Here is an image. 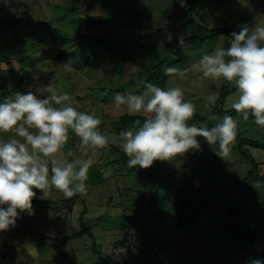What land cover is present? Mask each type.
Segmentation results:
<instances>
[{
    "label": "rangeland",
    "instance_id": "374dc122",
    "mask_svg": "<svg viewBox=\"0 0 264 264\" xmlns=\"http://www.w3.org/2000/svg\"><path fill=\"white\" fill-rule=\"evenodd\" d=\"M188 2L189 0H0V18H7L5 24L0 26V47L12 31L13 27H7L18 10L25 11L22 13L23 19L31 22L51 19L50 29L48 26L43 27V40L35 34L24 38L15 46L8 45L7 54L15 57L28 54V58L21 63L15 59L0 63V101L13 96L17 91H35L36 88L51 84L56 94L68 93L72 98V106L78 111L98 117L101 121L98 131L109 139V143L101 148H80L77 151L82 156H79L69 144L72 138L76 142L80 138L69 130V139L57 156L70 162L86 159L93 161L85 181L84 204L79 199H65L63 193L54 187L50 189L48 198H39L40 190L33 189L37 192V197L32 199L33 214L20 213L14 226L0 231V264H92L100 260L90 249L92 238L86 234L70 240L60 253L45 242L46 236L60 239L79 232L84 206L86 212L82 219L91 224V233L100 246L101 256H111L117 264L186 263L187 255L194 256L187 244L179 241V244L176 242L163 247L167 240H182L185 235L191 245L198 249L202 247L195 243V238L206 236L210 228L203 232L190 230L186 233L182 228H169L164 223L167 221L164 217L146 218V233L152 229L160 233L152 260L148 263L143 254L145 250L141 251L143 253L139 251L138 238L132 235L138 232L134 230L133 233L127 225L118 224L119 220L114 216L120 209L114 208L113 203H107V198L115 196L122 183L112 179L101 181L99 178L101 162L105 158L119 155L116 149L112 150V146L121 149L120 133L138 126L136 122L139 120L123 124L116 122V118L125 114L144 115L129 113L123 106L117 107L113 100L116 93L102 88L134 91L145 88L146 82L161 88L180 86L184 99L195 107L194 115H204L217 103L220 107L221 89L230 82H214L210 78H203L202 74L191 70V66L203 54H210L216 47L227 48L230 35L221 34L215 39L193 38L195 29L183 13ZM67 5H75L77 11L66 12ZM190 6V16L194 22L208 29L227 24L241 28L243 25L253 27L256 22L264 23V0H197ZM90 17L94 20L103 19V24L92 23ZM77 27L89 39L102 35L113 44L119 56L115 57L102 45L93 46L88 43L80 48L76 56L68 60H55L56 49L69 51L79 40L76 36ZM51 34L65 36L66 40L52 41ZM180 38L184 40L182 46L178 43ZM29 40L36 43L35 48L31 47ZM3 50L0 49V54ZM157 64H161L160 72L162 70L161 75L165 76L162 86L158 82L157 70L152 68ZM56 68L58 70L54 71ZM168 68L177 69V72L168 74ZM153 72V77L147 79ZM233 86L222 95L221 106L224 111L234 110L231 105L236 99L237 90ZM48 98L51 100V96ZM226 115H231L238 122L237 135L229 145L227 155L219 156V144L209 145L201 137L198 140L200 151L189 150L169 161L156 160L148 168L135 167L137 171L131 173V181L139 185V188L136 185L134 187L140 189L146 201L151 199L150 192L156 187L160 191L158 195L173 193L172 203L166 200V205H162L163 201L158 202V209L168 210L172 204L176 210H181L177 200H186V197L185 192L177 190H186L187 182L177 179L170 193L163 186L159 187L158 175L168 166L195 175L191 184L204 191L205 194L199 193V198L207 202L206 214L200 216L198 225L213 219L216 222L214 231L223 239L220 245L226 250L228 260L234 264H252L253 260H260L264 254V203L261 204V199L264 200V148L240 143L239 140L251 139L264 143V127L256 125L251 117L244 120L235 111ZM215 116L222 118L224 114ZM217 122L218 120H213V126ZM193 124L197 127H209V120H196ZM117 126L119 130H116ZM13 136L12 132H0V140L6 141ZM251 158L258 164V174L255 171V180H251L250 186L258 193L259 198L252 195L247 182L243 180L248 174L249 178L252 176L248 173L253 169L249 160ZM123 164L128 166L127 160L126 163L115 166ZM138 171L142 173L139 175ZM127 184L131 185L129 180ZM146 205L147 202L144 206ZM99 215L105 218L99 221ZM248 221L255 224L254 230L249 229ZM235 224L243 234L242 237L237 235V241L232 234ZM136 227L139 228V225ZM248 230L253 232L250 238L247 236ZM178 248L181 249L180 252ZM132 255H136L133 260L130 258Z\"/></svg>",
    "mask_w": 264,
    "mask_h": 264
},
{
    "label": "clouds",
    "instance_id": "9594fccd",
    "mask_svg": "<svg viewBox=\"0 0 264 264\" xmlns=\"http://www.w3.org/2000/svg\"><path fill=\"white\" fill-rule=\"evenodd\" d=\"M182 46L184 40L178 39ZM229 46L216 47L203 54L191 70L214 82H230L237 90L231 107L248 120L264 127V23L241 26L232 32ZM177 69L168 68L172 74ZM142 94L117 92L114 103L129 113H143V123L120 133V148L128 157L129 168H148L154 161H169L189 150L200 151L197 136L209 144H219V156L227 155L237 135V120L231 115L218 118L212 127H197L188 121L194 105L184 99L180 86L161 88L146 82ZM40 94V95H38ZM51 96V100L48 98ZM68 93L56 94L46 85L35 91H17L0 101V132H12L8 140H0V231L14 226L20 213L33 214L32 199L48 198L51 188L65 199L85 194L87 172L93 161L70 162L57 156L68 141L69 130L80 138L83 148H101L108 137L98 131L101 121L88 112L78 111ZM19 137V138H17ZM79 165V167H77ZM19 210V211H18ZM252 264H264L253 260Z\"/></svg>",
    "mask_w": 264,
    "mask_h": 264
},
{
    "label": "trees",
    "instance_id": "16d2710c",
    "mask_svg": "<svg viewBox=\"0 0 264 264\" xmlns=\"http://www.w3.org/2000/svg\"><path fill=\"white\" fill-rule=\"evenodd\" d=\"M5 1V0H4ZM197 0H189V2L186 4V6L183 9V13L184 15L187 17V21H189L195 31L194 34L192 35L193 38L195 39H205V38H209V39H215L217 38L219 35L221 34H227L230 35L232 32H239L240 28L233 26L231 24H227L218 28H213V29H208L205 27H202L199 24H196L193 20V18H191L190 16V10L192 8V4H194ZM58 8V6H57ZM66 12H71V11H77V8L75 7V5H67L65 7ZM25 12V11H23ZM19 10L17 11V15L10 20V24L7 28L13 27L11 33L8 35V37H6V40L1 43V47L0 49H4L1 54H0V63L6 62L8 63L11 59H15L18 60L20 63L22 61H24L26 58H28V54H25L21 57H15L12 55H9L6 53V50H8V45H17V43L21 40H23L24 38H27L28 36H33L35 34L39 35L41 40H43L45 38L44 36V32H43V27L44 26H48V28L50 29L49 26L51 19L50 20H44V21H38V22H31L28 19H23L22 17V13ZM7 19V18H6ZM5 18H0V26L5 24ZM89 20L92 21V23L94 24H100L102 25L103 23V19L100 20H94L92 17L89 18ZM41 23V24H40ZM2 31V30H1ZM0 31V34L2 33ZM53 33V32H51ZM76 36L79 38V40L81 39V41H76L73 44V47L71 48V50H66L63 48H58L56 49V55H55V60H68V58H72L73 56H76L78 51L80 50V48H82L84 45H87L88 43H92L93 46H98V45H102L104 46V49L108 52H111L115 57H118L119 54L117 53V51L115 50V47L113 46L112 43H110L107 39H105L104 37H102V35H98V36H94L91 37L89 39V37H87L85 34H82L80 27H77V31H76ZM83 38H81V37ZM65 36H59V35H50V39H52V41H56L57 39L62 40V42L65 39ZM68 40V39H67ZM29 44H31V47H36V43H33L32 40H29L28 42ZM92 53V52H91ZM65 63V62H64ZM161 64H157L154 67H152L153 69L157 70L156 75L159 76L158 82L161 84L160 86H162L164 84V80H165V76L161 75V73L163 72L160 69L161 67L159 66ZM58 70L57 68L54 70L56 71ZM155 72L150 73L146 78L149 79L150 77H153ZM232 84L229 83L225 86L222 87L221 92H220V98H219V105L220 107H218V103L214 106V108L212 110H209L207 113H205L204 115H199V114H195L193 115V117L188 121L189 124H193L196 120H200V121H205V120H209V128L213 126V120H210L208 117L212 116V115H216V114H232L234 113L235 110L233 111H224L222 110V95L223 93L231 86ZM163 88V87H162ZM235 88V86H233V89ZM108 91H112V92H122V93H126V92H134L136 94L139 93H143L145 91V88H140L134 91H129L126 89H117V88H102ZM236 112V111H235ZM239 116H242L239 113ZM249 117L253 118L251 115H249ZM145 119L144 115H137V114H125L122 116H119L116 118V122L119 121L120 123H126L130 120H139L141 122H143ZM101 126L99 125V128ZM120 128L117 126L116 130H119ZM201 137L197 136L196 139L199 140ZM240 143H248L250 145L256 146V147H262L264 148V143H260L258 141L255 140H249V139H242L241 141L239 140ZM241 145V144H239ZM69 146H72L74 148V151L76 152V154H80V148H83L80 144V139L77 140V142L72 138L71 139V143L69 144ZM118 146H112V150L114 151L115 149L118 151V156L117 157H112V158H105V160L103 162H101L100 166H102L101 168H99L101 171H99V178L101 181H108V179H112L115 180L117 183H122L120 184V186H122L120 189L118 188L117 190V194L113 197H109L107 198L108 200V204L113 203L114 208H118L120 209V212L114 216V218L119 220L118 224H125L129 227V229H131V231L134 233L135 231L138 232V234H132L133 237L136 236V238H138L139 241V246L138 249H140L139 251L141 252L143 249L145 250V252H141L143 254L146 255L145 260L149 263L152 260V253L155 252L154 251V247L155 245H157V241L160 238V233H158L155 230H151V232L146 233V229L148 228V225H146V223H144V219L146 218H151V219H155V218H161L164 217L166 218V223L167 226L169 228H182L185 230V232L187 233V231L193 230V231H201L203 232L205 229L210 228V232L207 233L206 236H197L195 239V243L197 245L201 244L202 247H200L199 249L194 246L193 244L191 245L189 243L188 238L186 237V235L182 238V240H175V241H166V245L163 247H167L168 245H170L171 243H176L179 241H182V244L184 245H188L190 247V249L192 250L194 256L191 257L189 255H187V261L189 262H182V264H234L233 262H231V260H228L229 258H227L225 256V254L227 253L226 250H224V247H222L220 245V243L222 242L223 239L220 238L219 234H216L214 231L216 222L213 219H209L207 220V222H204L202 225H198V220L200 218V216L206 214V204L207 202L204 201L203 198H199V193L203 194L204 191L199 190L198 188H196L195 186H193L191 183L192 181L196 178L195 175L191 174L188 171L185 170H174L172 167L168 166L167 168H165V170L162 172L161 175H158V179L159 180V187L163 186L165 188V190L169 191L171 193V187L173 186V184L175 183V181L177 179H183L187 182V189L186 190H177L179 192H185V197L186 200H177L181 206V210H176L173 205L171 204L168 208V210L162 211L160 209H158V202L160 203L161 201H163L162 205L167 201H169V203H172V199L174 197V195L172 196V194H169L167 196H163L161 194H157L159 191V188L156 187L155 189H152L150 192L151 195V199L149 201H146V199L141 195L140 193V189L135 188L136 186L139 188V185L137 183H134L131 181V173L132 172H136L137 168H129L128 166H126L125 164H123V166L120 167H116L115 164H120V163H126V160L128 159V157L123 153V151L121 149H117ZM79 150V151H77ZM90 152V151H89ZM79 156H82L81 154ZM250 162L253 164V169H251L250 171H248V173H250L252 176L251 178L250 175H246V177L243 178L244 182H247V186H249L252 195L255 198H259L258 193L255 192L254 188L252 186H250L251 180L254 179V175H255V171L257 173V169H258V164L251 158L249 159ZM118 168V169H116ZM139 172V171H138ZM142 172H139V175ZM254 173V174H253ZM258 174V173H257ZM256 174V175H257ZM161 179H163V181H161ZM128 180L130 182L131 185H128ZM255 180V179H254ZM163 183V184H162ZM119 185V184H116ZM136 185V186H135ZM119 186V187H120ZM135 186V187H134ZM242 188L240 187L239 190H241ZM135 190V192H134ZM205 194V193H204ZM72 198L74 199H79L81 200V202L84 204L85 202V195H81V194H76L74 195ZM147 202V205L144 206V204ZM264 203V200L261 199V204ZM166 205V203L164 204ZM264 205V204H263ZM264 208V207H263ZM86 212V207L84 206V209L81 211V216H80V221H81V226H80V231L73 233L71 235H67L64 236L62 238H51L50 236H46L45 237V242L49 247H52L54 249H57L58 252L60 253L64 246L73 238L77 237V236H81V235H88L92 238V242L90 244V249L96 253L98 255V258H100V260L93 262L92 264H117V261L115 260V258H112L111 256H105L102 257V252L99 250L100 246L97 244V241L94 239L93 234L91 233V224L88 223V220H83V214H85ZM105 217L103 215H99L97 217V219L99 221H102ZM120 224V225H121ZM139 225V228H137L136 226ZM235 227L234 232L232 233L234 236V239L237 241V235H239L240 237L243 236L242 234V230L239 229V227H237V225H233ZM248 226L249 229L254 230L255 228V224H253L252 221H248ZM135 230V231H134ZM251 230H248L247 232V236L250 238L252 236ZM162 239V238H161ZM204 239V242H203ZM254 239V238H253ZM130 245V244H129ZM217 246V248H216ZM99 247V248H98ZM131 247V246H130ZM181 249L178 248V252H180ZM4 256V255H3ZM134 257H136V255H132L131 260L134 259ZM183 259V258H180ZM261 261H264V254L260 259Z\"/></svg>",
    "mask_w": 264,
    "mask_h": 264
}]
</instances>
